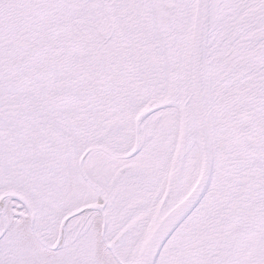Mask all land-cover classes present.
Returning <instances> with one entry per match:
<instances>
[{
	"label": "snow or ice",
	"instance_id": "1",
	"mask_svg": "<svg viewBox=\"0 0 264 264\" xmlns=\"http://www.w3.org/2000/svg\"><path fill=\"white\" fill-rule=\"evenodd\" d=\"M0 264H264V0H0Z\"/></svg>",
	"mask_w": 264,
	"mask_h": 264
}]
</instances>
